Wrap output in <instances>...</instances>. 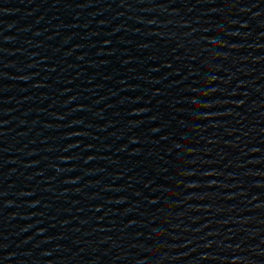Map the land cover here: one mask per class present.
I'll list each match as a JSON object with an SVG mask.
<instances>
[{
  "label": "water",
  "instance_id": "1",
  "mask_svg": "<svg viewBox=\"0 0 264 264\" xmlns=\"http://www.w3.org/2000/svg\"><path fill=\"white\" fill-rule=\"evenodd\" d=\"M0 264H264V0H0Z\"/></svg>",
  "mask_w": 264,
  "mask_h": 264
}]
</instances>
